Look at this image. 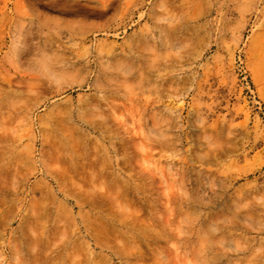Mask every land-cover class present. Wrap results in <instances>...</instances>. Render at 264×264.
Masks as SVG:
<instances>
[{
    "label": "rangeland",
    "instance_id": "obj_1",
    "mask_svg": "<svg viewBox=\"0 0 264 264\" xmlns=\"http://www.w3.org/2000/svg\"><path fill=\"white\" fill-rule=\"evenodd\" d=\"M127 263L264 264V0H0V264Z\"/></svg>",
    "mask_w": 264,
    "mask_h": 264
},
{
    "label": "bare ground",
    "instance_id": "obj_2",
    "mask_svg": "<svg viewBox=\"0 0 264 264\" xmlns=\"http://www.w3.org/2000/svg\"><path fill=\"white\" fill-rule=\"evenodd\" d=\"M116 253V252H115ZM112 255V254H111ZM119 259V258H118ZM121 260V259H120ZM128 264V263H127Z\"/></svg>",
    "mask_w": 264,
    "mask_h": 264
}]
</instances>
